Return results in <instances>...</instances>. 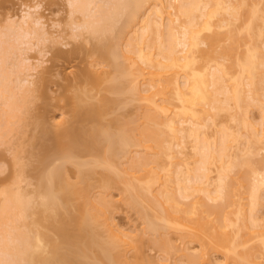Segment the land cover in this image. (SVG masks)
Returning a JSON list of instances; mask_svg holds the SVG:
<instances>
[{
    "label": "bare ground",
    "instance_id": "1",
    "mask_svg": "<svg viewBox=\"0 0 264 264\" xmlns=\"http://www.w3.org/2000/svg\"><path fill=\"white\" fill-rule=\"evenodd\" d=\"M66 2L71 12L68 23L76 25L72 27V35L78 37L76 35L85 30L96 38L94 50L114 67V73L108 70L98 73L89 67L79 69L74 72V78L69 75L71 79L67 84L70 86L66 85V89L74 86L76 90L72 95L66 94L63 104L71 103L74 118L63 123H49L44 117L34 120L41 134L38 138L37 135L32 137L35 142L39 139V149L36 164H31L38 171L32 172V166L26 165L39 178L36 184L29 181L35 185L33 189H26L27 183L26 186L21 184L27 177L25 172L31 173L25 169V163L16 162L21 157L16 151L15 164H19L21 174L17 175L18 171L12 184L0 188V264H142L139 258L131 260L128 256V248L132 246L129 233L114 227L111 210L116 201L91 195L92 188L97 185L108 189L120 187V184H123L120 190L127 195L125 200L144 217L149 232L158 230L161 236L160 229L169 231L162 232L163 235L169 233L164 238L154 236L152 239L155 244H163V251L173 249L172 252L180 254L183 250L187 264H213L211 250L223 253L226 260L232 259L234 264H263L259 260L264 257V220L260 216L261 221L255 211L258 212L264 198V169L257 163L264 165V158L257 161L254 154L264 148V124L255 128L246 119L249 105L257 102L260 105V99H264L260 90L264 84V54L256 42L263 33L264 16L260 14L258 3L251 4L249 0ZM76 13L80 14V21H76ZM239 19H244L242 27L237 26ZM259 19L262 22L259 23ZM11 20L8 24L14 28L0 31V142L10 131L21 129V125L20 132L25 131L21 122L29 114L31 97L39 92L38 83L28 78L31 74H27L28 77L20 75L19 59L16 60L19 66L15 64V68L8 59L16 49L20 53L23 48L19 50V46L33 41V36L39 38L40 35L42 44L52 39V33L43 28L45 21L41 14L27 11L20 19L13 17ZM223 28L227 29L225 35L231 42L222 46L221 53L232 57V62L214 66L207 61L197 66L196 52L208 51L201 47L202 44L212 47L224 34ZM130 30L133 34H128L125 49L121 48L120 39ZM205 31L214 33L203 37ZM7 36L22 43L10 41ZM242 38L247 39V47L233 57L235 42ZM81 46L66 51L56 48L53 57L75 59L85 48L89 50ZM8 63L12 67H8ZM110 72L113 73L110 88L120 97H103L101 102H95L97 95L91 92L95 87L93 83L107 80L103 74ZM141 75H147L142 76L148 81H144L145 85L139 83ZM221 93H225L223 100L218 96ZM128 96L142 101L139 107H145L144 119L138 124L120 125L107 120L104 115L109 108L116 102H127ZM172 99L178 101L175 106ZM231 107L235 110L230 116L238 121L235 129L238 126L240 133L243 131L248 138L247 145L237 146L235 152H231L234 142L243 134H233L231 142L226 140L227 135L232 136L227 130L226 133L221 130V138L212 141L203 130L201 133L207 120L217 118L215 110ZM203 113V119L209 115L204 123L201 122ZM189 137L193 138L191 152L187 151ZM257 144L262 147L258 149ZM132 147H142L143 154L139 152L135 154L139 156L127 158ZM123 157L130 160V167H123L120 161ZM214 164L218 171L213 179ZM235 167L245 169L233 176ZM95 178L97 185L92 181ZM173 181L177 185L173 191L168 192L166 187L154 190L156 184L166 186ZM213 183L215 186L211 187ZM240 185L249 186L250 208L241 201ZM186 198L190 201H182ZM232 205H236L234 210L227 211V206ZM211 215H215L214 218ZM172 231L178 232V238L183 241L199 242L200 253L191 252L189 245L180 246V249L176 239L173 241L170 236ZM227 261L220 264H230Z\"/></svg>",
    "mask_w": 264,
    "mask_h": 264
},
{
    "label": "rangeland",
    "instance_id": "2",
    "mask_svg": "<svg viewBox=\"0 0 264 264\" xmlns=\"http://www.w3.org/2000/svg\"><path fill=\"white\" fill-rule=\"evenodd\" d=\"M249 2H251V4H253V2L258 3V5L261 8L260 14L264 16V0H249ZM66 3H67L66 0H0V31H2V30L6 31V29L9 30V28L10 29L14 28V25L12 26V25L8 24V21L11 22L12 21L11 18H13V17L20 19L24 13H26L27 11H31L33 13L41 14L44 16L45 26L43 28L46 30L48 29L47 31L48 32L50 31L49 32L50 34L52 33L51 34L52 36H50V37H52V39L49 38L48 41L46 40L47 42L44 40L43 44H42V41H40V35H39V38L38 37L35 38L33 36L31 38V39H33V41L31 40L32 44H31V42H28L26 44L23 43L22 45L19 46V50L21 47L24 49V50L23 49L21 50V51H23V53H22L23 56L21 55V51L19 53L18 49H16L17 50L16 53H13L11 59H8L9 63L11 62V65L14 64V65H12V66H14V68H15V64H16V66H19V64H20V70H18V69H16V70H18L20 75H22L23 77H25V75L28 77L27 74H29V75L31 74V76L28 78L30 80H35L34 83L35 82H36V84L38 83V86L37 85L36 86L39 88V89L37 88V91H39V92L36 93L35 97H31L32 102L31 103L29 102L30 103L28 106L29 108H27V111L29 114L25 113L26 115L25 114L24 115L27 117L24 119V121L21 122V124H24V126H25V128H23L25 131L23 130L24 132L21 133L22 132L21 131L22 125L19 123V125H21V127H20L21 129H19V130L16 129L14 131L12 130L13 131L12 133L10 131V134H6V136L4 137V140L0 142V180L4 182L3 183L0 181L1 182L0 184L3 183L0 186V188L5 186V184H7V185L12 184L13 179H14L16 173H18V171H19V174H17V175L21 174V172H20L21 168L18 166L19 164L18 165L15 164V161L17 158L16 157L17 152L20 153L21 157H20V159L18 158L19 160H17L16 162L19 163V161H20V163H25L24 167L26 170L29 169V166H27V165H31L32 166L31 167L32 172L36 171L35 168L33 169V167L36 164V160H37V151L39 149L38 148L39 147V144H38L39 139L37 142H35L36 140L34 141V139L32 137L37 135L36 137L38 138V135L40 136L41 131L39 128L35 127L34 123L36 121L34 122V120L39 121L42 117H44L49 123H53L56 121L63 123V121L66 122V119L71 120V118H74V115L72 114L71 103L68 102L66 105H63L66 103V94L72 95L76 90L74 86H72L74 88L70 87V88L66 89V85L70 86V85H68L69 84V81H68L69 78L70 79H71V77L74 78V74H75L74 72L79 71V69H81V68H87V67H89L90 70L91 69L94 70L95 72L96 71L97 72L98 71L103 72V70H108L111 72L114 71V67L110 66V64H108L109 62H107L106 60L105 61L102 60L100 58V56L98 55L97 51L94 50V44L98 41L96 38L91 37V34H88L87 31L84 32L85 30H83V31L81 30L79 32V33H81L80 34L81 36L79 34L76 35L78 37H75L74 34L72 35V31H73L72 27L73 26L75 27L76 25L73 24V26H72L71 24L68 23L69 18L71 17V12L69 13V7L67 6L68 4L66 5ZM76 15H75L77 17L76 21L77 20L80 21V19H81V18L79 19L80 14L76 13ZM75 16H73V18ZM227 16H229V15H227ZM258 22L260 23V22H262V20L259 19ZM243 23H244V19H239L237 21V26L242 27ZM120 24H122V23H119V25ZM77 29L79 30V28H77ZM223 29H221V30L223 31L224 34L221 36V38L218 41H216L215 44H213L212 47H210V45L207 43L202 44L201 47L207 49L208 51H206L205 53L202 51L196 52L197 59H198L197 64H196L197 66H201L202 64L206 63L207 61H209V63H212V65H214V66H216L220 62L221 63L223 62L224 64L232 62V57L227 56V55H223L221 53L222 46L229 44L231 42L230 39L227 37V35H225L227 29L226 28H223ZM225 29H226V31H225ZM262 30H263V33L257 37L256 42L259 44L258 45L259 50H261V53L264 54V26H263ZM163 31L168 34V30L165 27H163ZM76 32H77V30H76ZM39 33H40V31H39ZM70 33L72 36L70 35ZM131 33L133 34V30L126 32L124 34V35H127L126 37L124 35L122 36V38L120 39V44H122L123 46L120 45V47L122 46L121 48H124L126 46L125 45V43L127 42L126 40L128 39V37H130V36H128V34L130 35ZM213 33H214L213 31H205L203 33V37H207L208 35H211ZM164 35H166V34H164ZM4 37L6 39L5 35H4ZM10 37L7 36V39L8 38L10 39ZM87 37L90 39H88ZM37 38L39 39L40 43H39ZM165 38H167V35ZM13 39H10V41L15 42L17 40L16 39L14 41ZM246 41H247V39L242 38L239 41L235 42V51H234L233 57L236 56L237 54H239L241 51H243L247 47V45L245 43ZM20 42H21V40H20ZM81 44H82V46L85 45V47H87V48H89V50L90 49L91 50L87 51V49L85 48V50H82L84 52L81 51L80 54L77 57H75V59L69 58V60H66V58L56 59L53 57V52L56 48H61V49L66 51V50L71 49L73 47L75 48L76 46L79 48V45H81ZM83 47H82V49H83ZM179 47H181V46H179ZM10 55H11V53H10ZM14 55H16V58H17V59L15 58V60H13L15 57ZM18 59H19V62H18L19 64L17 65L16 60H18ZM12 61H14V63ZM11 65L9 64L8 67H12ZM34 67H37V68L34 69ZM110 73L109 74L107 73L108 75H105L106 73L103 74V77L105 76L107 80H103L102 82L95 81L93 83V85L95 87L91 92H93L97 95L96 98H94L95 102L96 101L101 102L103 97H109V98L120 97L116 92H113L110 88L112 83H113V81H110L111 80L110 77H112L111 75H113L114 72L111 74ZM101 75H102V73H101ZM15 76H16V74H15ZM66 76L68 77V79H66L67 78ZM107 76H109L110 79ZM142 76H144V75H141L142 79L139 78V80H140L139 83L143 82L142 84L145 85L144 81H147V80H145L144 77L147 75H145L144 77H142ZM183 78H184V76H183V74H181L180 75V81L181 82L184 80ZM142 84L140 83V85H142ZM93 85H90V86H93ZM32 86L34 87L35 84ZM263 86H264V84H262L261 89H260L263 92L262 93L260 91L263 96L259 95V97L260 96L264 97V87ZM34 90L36 91V88H34ZM35 91H33V92L35 93ZM43 93H46L47 95L44 96ZM224 95H225V93L224 94L221 93L220 95L218 94V96H219V98H221V100H223L225 98ZM125 96L127 97V95H125ZM129 96H131V95H129ZM129 96L127 99H125V101L127 100V102H121L120 101V102L114 103L113 106H111L109 108L108 113H106V115H104L105 118H108L107 120L111 119L112 121H115L119 125L122 123H127V122H129V123L132 122L130 124H138L137 122L140 123L144 119L142 117V113H143V111H145V107L141 106L143 109L141 107H139V104L141 105L140 102H142V101H139L140 100L139 98L133 96V97H131L132 98L131 99V98H129ZM29 97H30V95H29ZM29 97L27 99H28V101L29 100L31 101V99H29ZM121 99H123V98L121 97ZM57 102H60L61 104L57 103ZM50 103H51V105H50ZM56 103L60 104V105H57ZM172 103H173V106H175V104H177L178 101L176 99H172ZM262 103L264 104V99H262V100L260 99V103H259L260 105H258V102H257L255 105L254 104L249 105V107H248L249 110L247 109L249 112V113L247 112L249 116L246 117V119L248 118V122H249V124H251L250 126H254L255 128H260L261 124H262V126L264 124V107H262L263 108V111H262V108H261V106H263ZM52 104H54V105L52 106ZM61 105L64 107H62ZM142 105H143V103H142ZM234 110L235 109L232 107L230 109H224V110L223 109H217V110H215L216 113L218 111V113H217L218 115L214 121H213V117L211 118V116H210L211 119H209L208 118L209 115L206 114V117H207L206 119H209L210 120L209 122H208V120H207V122H205L206 119H203V116L205 117V113H203V115L201 114L202 115L201 122L207 123V126H206V124H204L203 129H201V133L203 130L205 132V133L203 132L204 135L205 136L209 135L210 137L208 136V138L212 141V139L215 140V139H219V137L221 138V134H223L222 131H224V133H226L228 131V133H232V136L227 135L226 140H231V139L233 140L234 139L233 134L240 133L238 126H237V129H235L236 128V122H238V121H235L233 119V117L230 116L231 115L230 113L234 114L233 113ZM24 111H25V109H24ZM241 112L242 111H240V113ZM243 113L244 112H242L241 114H243ZM30 114H32V115H30ZM133 121H135V122H133ZM242 130L243 129H241V131ZM135 132L138 133L137 130H135ZM245 133H246V131H245ZM240 134H243L244 136L240 135L238 137L239 140L236 139V141L234 142L235 144L233 143L234 145L232 147V148H234V150H232L230 148V150H232L231 152H235L237 150V146L243 147V146L247 145V144L245 145V142H247V140H248L246 134H244L243 131ZM244 137H246L247 139H245ZM191 138L192 137H189L190 140L187 139V142H188L187 151H190V152L193 149L192 148L193 147V145H192V139L193 138L192 139ZM242 139H244L245 141H243ZM232 140H231V142H232ZM191 145H192V147H191ZM258 146L259 145L257 144L256 147H258ZM259 147L261 148L262 146H259ZM259 147H258V149H259ZM136 149H138L140 151H138ZM176 149H179L177 145H176ZM131 150L132 151H130V156H127V158L130 157L129 159H131V156H134V158H135V156L137 157L139 155H142L143 153L141 151L144 149L142 147H132ZM257 151L258 150H256V152ZM139 152H141V154L135 155V154H138ZM256 152L254 154V156L255 155L256 156L255 157L253 155L252 156L255 159H257V161H261L260 159L263 160L264 148H261V150L258 152V154H256ZM179 155H180V157H182V154H179ZM153 156H154V154H153ZM154 157H151V158H154ZM125 158L123 159V161H122V158L120 159L123 167H127V166L131 165L129 163L130 160L129 159L127 160V158L126 159ZM161 158H162V160H164V159L166 160L167 157L166 158L161 157ZM255 159H254V161H255ZM118 162H119V160H118ZM31 163H33L34 165ZM257 163H259L260 167L262 169H264L263 168L264 165L260 164V162H257ZM68 164H69L68 167L72 166V165H70L71 163H67V165ZM155 164H153V166L157 170V167H156L157 165L155 166ZM21 165L23 166V164H21ZM149 166H152V165H149ZM257 168L259 169V166ZM73 169L74 168H72V170ZM244 169L240 168V167H237V168L235 167L232 170L231 175L237 176L236 172H238V170H244ZM161 171H162V169H161ZM216 171H218L217 170V164H214L213 165V171L211 173L212 178L217 176ZM29 172L31 173V175L26 171L25 174L27 177H25V175H23L26 179L23 178L24 181L21 182V184L25 185L27 183L26 189H28V188L33 189V187L35 185H33L32 183H34V184L37 183L39 175L38 174L37 175L32 174L31 170ZM68 172L72 173V171H70V170ZM163 173H165V171ZM163 173L161 172L160 174L162 175ZM72 175H74V174H72ZM163 177H165L164 174H163ZM163 177L161 178L162 181L165 180V178L163 179ZM21 178H22V176H21ZM96 179L97 178H95L92 181H94V184L97 185L98 182ZM213 179H211V180H213ZM21 181H22V179H21ZM29 181H31L32 183L30 182L31 183L30 184ZM214 182H217V180H215ZM28 184H29V186H28ZM213 184L211 185V187L215 186V183H213ZM120 185H121L120 187H119V185H117V186H114V187H111L108 189H104L101 186L97 185V186L92 188V194L91 195H92V197L93 196L97 197L98 195L99 196L102 195V196H105V198H108V200L113 199L116 201L114 208L111 210L112 221L114 223V227H118L122 230H125L130 235L129 239L132 243V246H130L128 248V256L131 260H135L136 258H139V260L141 261L142 264H152V263H154V264H161V263L187 264L188 261L185 258L186 255L184 257L183 250L179 251L181 249L180 246H183L182 248H184V247H186V245H189L192 248L191 252L200 253L201 246H200L199 242L198 243L192 242V241L189 242L188 239H187L188 242H186V240L183 241L180 238H178V237H180V234H178V232H175V231H172L170 233V236L172 235L173 241H175V239H176L175 243L177 244V246L180 247V249L178 248L179 249L178 251L180 254H178V252H172L173 249H170V251H168V252H166L168 249L163 251V249H164V247L162 246L163 244H161V243H160V245L155 244L154 243L155 239H154V241H152V239L154 236H156L154 238H157V239L158 238L160 239L161 237L164 238V235L167 236V234L169 235V233L163 235L162 232H167L168 230L164 229L165 230L164 231L163 228L160 229L161 231H159V232L163 236L159 235L158 230H156L157 234L155 232H153V230H150L151 232H149V230L147 229L148 225H147L144 217L139 213V211L136 208H134L133 206H131L130 204L127 203V200H125V197L127 196L126 193L124 194L120 190V188H122L123 184H120ZM156 186L158 187V188L154 187V190L156 189V191H158L159 188L164 189V187H166L168 192H170V190L173 191L175 188H177V185H176V183H174V181L168 182L166 186L165 185L164 186H162V185L158 186V184H156ZM238 187H239L238 188L239 192L243 196V199H241V201L245 203L244 206L246 208H250V203H248V201H249L248 198H250V196L248 197V193L250 195V192L248 191L249 186L242 187L240 185ZM262 188L264 189V187H262ZM156 191H154V192H156ZM263 194H264V192H263ZM262 195H261V198L263 197ZM262 199H261L262 205H260L258 207L259 208L258 212H257V210L255 211V213L259 217L260 216L264 217V198H262ZM182 201L188 202V201H190V199L186 198L185 200L182 199ZM211 203L215 204L216 202L214 201V203H213V201H211ZM113 204L114 203L112 201V205ZM248 204H249V207H248ZM235 207H236V205L235 206H233V205L227 206L226 210L232 211V210H234ZM109 208H110V206H109ZM214 216L215 215H211V218H214ZM231 216L234 217V215H231ZM263 217H262V219L264 220ZM262 219L260 217L261 221H263ZM97 229H98V227H97ZM156 242L159 243L158 240ZM250 244H253V243L251 242ZM136 247H138V249H136ZM169 252H170V254H168ZM186 252L189 254L191 253L188 251H186ZM181 254H183V256H181ZM222 254L223 253H221L219 251L211 250L210 251V260L212 261V263L213 264H220L221 262H226L227 260L224 257V254L223 255ZM263 258L264 257H261L259 261L263 262V264H264ZM227 263L234 264V261L232 259H229L227 261Z\"/></svg>",
    "mask_w": 264,
    "mask_h": 264
}]
</instances>
